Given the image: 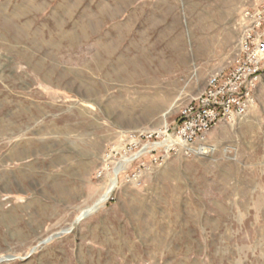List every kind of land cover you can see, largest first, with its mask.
I'll use <instances>...</instances> for the list:
<instances>
[{
  "label": "rangeland",
  "instance_id": "rangeland-1",
  "mask_svg": "<svg viewBox=\"0 0 264 264\" xmlns=\"http://www.w3.org/2000/svg\"><path fill=\"white\" fill-rule=\"evenodd\" d=\"M222 1L0 0V264H264V71L244 121L208 134L214 157L120 178L73 227L118 133L174 118L193 68L201 87L231 62L245 0L199 26Z\"/></svg>",
  "mask_w": 264,
  "mask_h": 264
},
{
  "label": "built area",
  "instance_id": "built-area-1",
  "mask_svg": "<svg viewBox=\"0 0 264 264\" xmlns=\"http://www.w3.org/2000/svg\"><path fill=\"white\" fill-rule=\"evenodd\" d=\"M234 27L237 36L229 65L208 74L201 87L193 68L196 95L178 103L174 118L162 116L164 120L156 128L119 132L116 144L102 156L98 177L106 176L108 185L114 178L117 187L120 178L125 184L138 182L172 158H212L217 154L208 138L211 130L219 124H241L255 105L264 71V0H245ZM233 151L232 146H225L221 155L230 157Z\"/></svg>",
  "mask_w": 264,
  "mask_h": 264
},
{
  "label": "crops",
  "instance_id": "crops-1",
  "mask_svg": "<svg viewBox=\"0 0 264 264\" xmlns=\"http://www.w3.org/2000/svg\"><path fill=\"white\" fill-rule=\"evenodd\" d=\"M210 3H213V1ZM235 12L236 3L231 0L225 3L223 0L220 5L213 4L204 9L200 18L202 22L199 26L203 28L225 27L235 16Z\"/></svg>",
  "mask_w": 264,
  "mask_h": 264
},
{
  "label": "bare ground",
  "instance_id": "bare-ground-1",
  "mask_svg": "<svg viewBox=\"0 0 264 264\" xmlns=\"http://www.w3.org/2000/svg\"><path fill=\"white\" fill-rule=\"evenodd\" d=\"M189 43H191L188 40ZM116 182L115 179L113 178L108 185V188L106 190V193L97 201L95 202L92 206L87 207L85 209H83L79 216L75 219L74 223H73V227L80 222L81 220H84L85 218H87L89 215H91L92 213L96 212L108 199V197H110V195L113 193V191L116 189Z\"/></svg>",
  "mask_w": 264,
  "mask_h": 264
}]
</instances>
